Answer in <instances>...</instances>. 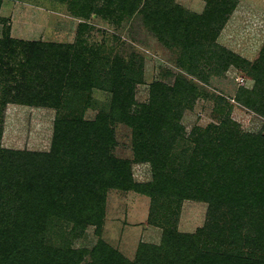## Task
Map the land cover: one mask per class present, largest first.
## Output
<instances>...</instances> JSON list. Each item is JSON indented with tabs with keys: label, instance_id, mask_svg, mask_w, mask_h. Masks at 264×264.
<instances>
[{
	"label": "rangeland",
	"instance_id": "obj_1",
	"mask_svg": "<svg viewBox=\"0 0 264 264\" xmlns=\"http://www.w3.org/2000/svg\"><path fill=\"white\" fill-rule=\"evenodd\" d=\"M156 1L167 4L173 20L175 15H180L187 29L157 33L142 11L145 3L151 6ZM212 3L206 0H0V41L34 42L41 47L25 65L30 82L24 85H32L34 74L39 75L35 68L46 64L48 72L35 85L46 96V102L58 104L57 108L14 104L12 87L20 79L19 74L0 73V149L49 152L57 117L70 126L74 117L88 122V127L94 129L105 123L109 141L105 144L97 138L95 145L101 147L92 156L99 157L106 148L111 158L127 165L132 183L150 184L151 166L136 157L133 128L115 120L119 114L113 115L112 110L118 107L117 100L125 101L127 116L135 117L138 122L146 121L153 117V95L158 97L163 93L166 102L173 106L169 114L175 117L176 132L172 138L176 139L173 154L177 166L188 167L194 160L206 161L194 154L197 145L193 139L212 127H219L221 121L242 135L264 134V117L242 103L259 89L251 69L264 44V0H229L223 6L228 11L222 18ZM121 8H125L123 15ZM78 41L79 48H85L82 50L85 55L79 60L77 74L68 80L70 70L64 69V65L69 61L64 57L66 54L70 60L74 59L77 53L71 47L78 46ZM16 50L20 49L16 47ZM25 56L16 55L15 61L9 59L7 67L17 68L26 60ZM236 61L246 66L235 67ZM54 81L64 88L60 95L58 90L54 93L57 89ZM155 86L161 87L163 93L155 92ZM241 90L245 93L240 95ZM216 98L226 102L220 107ZM171 118L159 125L164 127L159 130L163 137ZM146 129L152 133L156 127L148 125L141 132ZM209 134L215 135L214 131ZM63 186L71 185L65 182ZM103 192V215L97 231L96 225L85 223L71 234V223L51 220L43 235L45 244L62 249L65 239L69 243L67 248L91 251L103 243L133 261L140 244L161 247L165 228L191 236L207 225L208 203L202 200L183 199L173 212L160 208L167 202L164 200L156 203L152 212L151 198L142 192L113 185L111 181ZM175 201L172 203L176 207Z\"/></svg>",
	"mask_w": 264,
	"mask_h": 264
},
{
	"label": "trees",
	"instance_id": "obj_2",
	"mask_svg": "<svg viewBox=\"0 0 264 264\" xmlns=\"http://www.w3.org/2000/svg\"><path fill=\"white\" fill-rule=\"evenodd\" d=\"M206 1L208 4L213 2L219 17L225 16L228 10L223 6L229 0ZM160 2L151 6L145 3L142 10L154 30L160 34L164 30L171 33L173 29H187L181 16L175 15L173 20L167 4ZM120 11L123 15L125 8ZM22 44L0 41V73L7 76L18 73L20 78L12 87L15 94L11 101L25 106L52 105L57 108L56 102L45 101L46 96L41 95L35 85L48 72L46 64L35 68L39 75L34 74L32 85H24L30 82L25 65L41 47L34 42ZM77 45L71 47L77 53L74 59L70 60L66 54L63 56L69 61L64 65V69L69 67L70 70L68 80L77 74L79 60L85 55L82 53L85 48H79L80 41ZM20 54L26 55V60L17 68L7 67L9 59L15 61L16 55ZM227 57L230 59L231 55ZM233 65L240 69L246 66L239 61ZM251 71L259 89L242 103L264 117V44ZM54 83L57 88L54 93L58 90L57 95H60L64 88H60L57 81ZM72 83L76 84L75 80ZM70 86L71 83L68 88ZM154 90L163 93L161 87L155 86ZM242 92L245 90H241L240 95ZM216 99L220 107L226 102ZM117 101L118 107L112 110L113 115L119 114L115 120L133 128L136 157L150 164L152 182L145 185L132 183L127 165L111 158L106 148L99 157L92 156V152L101 147L95 145L97 138L105 144L109 141L105 123L101 125L102 129H94L78 117L73 118V126L60 117L55 118L49 152L0 149V264H264V134L242 135L229 129L232 126L226 121H221L219 127H212L193 139L197 145L194 154L206 161L194 160L188 167L177 166L173 154L176 139L172 138L176 132L175 117L169 114L173 106L166 102V94L153 95V117L142 122L127 116L125 101ZM168 117L172 118L163 137L159 130L164 127L159 125L165 124ZM75 124L80 127H77L78 131H75ZM148 125L156 129L152 133L149 129L141 132ZM209 131H214V137ZM231 152L233 156L226 159ZM249 154L253 155L247 157ZM109 181L148 195L152 212L156 203L164 200L167 202L160 205L164 212L178 209V203L183 199L205 201L208 203L207 225L191 236L178 235L173 229L165 228L161 247L140 244L133 261L103 243L91 251L67 248L69 243L65 239L62 249L47 246L43 235L51 220L71 223V234L76 233L75 228H83L85 223L96 225L95 230H98L103 215V191ZM65 182L71 186H63ZM87 259L89 261H85Z\"/></svg>",
	"mask_w": 264,
	"mask_h": 264
}]
</instances>
